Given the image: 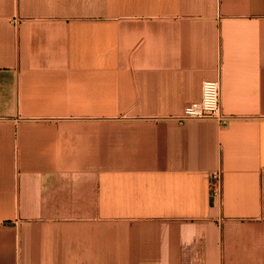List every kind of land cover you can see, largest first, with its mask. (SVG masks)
Wrapping results in <instances>:
<instances>
[{
    "label": "crops",
    "instance_id": "crops-1",
    "mask_svg": "<svg viewBox=\"0 0 264 264\" xmlns=\"http://www.w3.org/2000/svg\"><path fill=\"white\" fill-rule=\"evenodd\" d=\"M0 264H264V0H0Z\"/></svg>",
    "mask_w": 264,
    "mask_h": 264
},
{
    "label": "built area",
    "instance_id": "built-area-1",
    "mask_svg": "<svg viewBox=\"0 0 264 264\" xmlns=\"http://www.w3.org/2000/svg\"><path fill=\"white\" fill-rule=\"evenodd\" d=\"M221 82L220 79L206 81L201 87V97L198 102L190 103L183 108L180 115L172 119L178 124L189 121L212 120L224 123L227 117L221 113ZM209 193L212 199L221 197L222 193V172L213 171L210 175Z\"/></svg>",
    "mask_w": 264,
    "mask_h": 264
}]
</instances>
